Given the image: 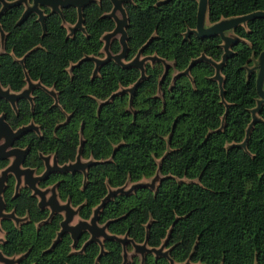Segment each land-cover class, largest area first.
Returning a JSON list of instances; mask_svg holds the SVG:
<instances>
[{"label":"trees","instance_id":"1","mask_svg":"<svg viewBox=\"0 0 264 264\" xmlns=\"http://www.w3.org/2000/svg\"><path fill=\"white\" fill-rule=\"evenodd\" d=\"M109 7V0L88 3L82 10L84 31L68 36L55 13L45 15L43 32L32 12L14 23L21 5L0 15L5 32L0 84L19 90L26 73L55 91L54 98L42 87H34L31 106L21 97L15 113L0 99V111L11 127L27 121L38 126V133L31 130L14 141L29 146L24 164L40 171L39 152L54 153L59 164L73 160L81 141L80 156L93 160L84 177L79 170L51 172L39 183L56 180L58 196L77 205L81 218L89 216L108 186L136 181L157 169L161 177L154 189L138 186L103 203L98 221L108 219V232L126 233L135 242L145 239L147 246L164 241L173 262L264 264V101L245 147L236 144L244 136L249 108L257 97L255 68L247 72V67L264 49V17L233 29L242 39L231 46V55L220 68L225 106L210 63L197 60L189 76L179 73L172 78L173 71L182 70L201 52L213 60H219L222 53L217 34L188 33L183 38L186 28L194 27L196 0L125 2L124 59L146 42L141 54H156L171 62L163 73L160 60L146 61L144 76L128 104L126 91L108 96L131 84L139 75L138 68L122 67L109 59L92 74L94 62L82 58L99 55V35L113 25L110 18L101 16ZM256 9L264 10V0H207L206 18L213 22ZM62 15L67 22L76 16L71 6L63 8ZM109 49L112 53L119 50L116 38L111 39ZM3 163L0 160V166ZM11 185L9 177L3 191L6 209L13 208L26 219L17 226L9 218L1 220L5 234L0 250L6 255L24 252L16 264H169L166 257L151 252L142 258L132 254L121 263L122 246L112 238L102 240L101 253L95 241L78 251L88 237L86 231L73 246L64 232L49 247L60 214L42 221L47 209L36 205L27 188L10 198Z\"/></svg>","mask_w":264,"mask_h":264},{"label":"water","instance_id":"2","mask_svg":"<svg viewBox=\"0 0 264 264\" xmlns=\"http://www.w3.org/2000/svg\"><path fill=\"white\" fill-rule=\"evenodd\" d=\"M24 0H0V14L2 11L13 5L17 4ZM88 0H32L30 5H26L23 9L21 15L17 19L16 23H19L23 20L25 15L29 11H34L37 14L36 19L41 24V28L43 31V17L44 14L42 13L41 9L38 8L37 3L47 5L51 8V11H56L60 14L59 6H67L73 5L76 7L77 10V17L75 22L67 26L68 34L72 33L74 29H79L83 31L82 26V17H81V7L87 2ZM112 3V7L110 11L107 13V16L111 17L114 26L111 30L104 32L101 36H99V40L102 41V46L99 48V52H103V56L97 55H83L82 58H89L94 62L92 68V74L96 73L98 66L111 59L116 64L125 67V66H134L138 68L139 75L138 77L129 85L124 87H119L117 90L112 92L108 97H111L114 93H120L122 91H126L128 93V104H130L131 95L141 78L144 76V63L146 61L153 62L154 60H160L163 63V73L167 69L168 65H171L170 61H167L156 54H141V49L146 42H144L139 48H137L136 52L133 54L131 58L125 60V55L127 51V44H126V25H127V15L125 9L123 7V2H130L131 0H110ZM164 1V0H161ZM206 8H207V0H196V11H195V23L194 27L186 28L183 32V38L187 36L188 33H194L196 36H210L217 34L220 39V46L222 48V53L220 55L219 60H213L210 57L206 56L204 53H200L196 57H193L189 60L188 64L180 71H173L172 78L179 73L185 74L189 76V68L190 66L197 60H204L210 63L213 66L214 72L212 74V78L216 80L218 86V93L220 96V100L225 104L222 98V75L220 73V68L224 64V61L227 57L231 55L232 49L231 46L237 42V40L242 39L238 37L233 31L234 27L237 25H241L245 27V22L249 19L255 17H264V10L256 9L242 14L231 15L227 17H220L219 19L208 22L206 18ZM4 37V33L0 28V44H2V40ZM116 38L119 44V50L115 53H112L109 49V43L112 38ZM1 50V47H0ZM80 58V59H82ZM79 59V60H80ZM77 60L75 63H77ZM18 61L22 63V58H19ZM254 63L252 66L247 67V72L251 68H255V77H254V87L256 92V99L255 105L249 108L250 112V120L248 121L244 136L241 141L237 142L236 144L245 147V141L247 139L249 130L252 124L259 119L257 115V111L260 107V104L264 101V49L260 50L254 59ZM169 62V63H168ZM70 67V66H69ZM162 73V75H163ZM24 79L26 81L25 85L18 91H12L9 87L0 86V97L8 100L12 108L14 107V103L18 97H24L29 101L31 106V90L36 87L40 86L44 90L48 92L49 95L55 98V91L52 88H47L41 85V83L37 81H32L29 79L28 75L24 73ZM26 130H33L38 133V126L29 121L24 125H20L14 129H12L7 122L3 118V114H0V158L9 157L10 162L0 169V218L6 217L12 220L14 226H17L21 221L26 219V216L18 217L14 214L13 210L5 211L4 210V202L2 199V190L4 185V180L6 174L8 172L12 173L15 177L14 183V193L16 194L17 189L20 185H26L30 191L31 195L35 196L36 198V205L39 208H46L48 213L47 216L42 220H48L53 214L58 213L61 216V219L58 222V229L55 232V236L51 240L50 246L51 247L60 237V235L64 232L68 233L71 243L70 245L73 246L80 234L83 231H86L88 237L82 242L81 246L78 248V251L84 247V245L89 241H95L99 246V253L103 251L102 247V240L107 238H112L117 240L121 246V256L122 262L128 260L125 259V252L124 246L126 243L132 245L133 249L138 252L140 255L139 257L142 258L145 252H151L154 255H162L168 259L169 264H189V260L185 259L182 262H173L172 259L167 254V248L164 247V241H162L158 246H147L145 239L141 242H135L130 237L126 235V233L117 235L110 233L106 230V224L108 219L104 222L98 221V213L100 208L102 207L103 203L107 200L115 196L119 193H128L132 189L138 186L148 187L150 189H154L156 183L160 179L161 175L159 174L158 170L156 169L153 173V178L150 183L140 182L138 180L133 181L128 187H124L126 180L124 183L114 187H107L106 192L104 195L99 199V202L96 203L92 208L91 212L88 217L81 218L77 214L78 206H73L69 202L68 198L60 199L58 197V193L56 190L57 181L46 185L45 187H39L38 182L47 178L48 174L51 172L56 173H64V172H73L75 170H79L82 172L83 177L85 175V170L87 166L93 161L92 158H82L80 156V146L81 141L77 146V150L73 160L57 163L54 153H38V156L43 160V170L39 173L34 172V168L32 167H21V163L23 158L27 152L28 147L24 146L23 148L11 146L13 139L18 137ZM158 160V159H157ZM156 181L154 180L155 177ZM142 178V177H141ZM77 217L75 221L73 218ZM0 232H2L0 228ZM4 238L0 235V243L3 242ZM24 255V252L6 255L3 254L0 250V262L1 264H16L20 257ZM195 264H197L195 262Z\"/></svg>","mask_w":264,"mask_h":264},{"label":"flooded vegetation","instance_id":"3","mask_svg":"<svg viewBox=\"0 0 264 264\" xmlns=\"http://www.w3.org/2000/svg\"><path fill=\"white\" fill-rule=\"evenodd\" d=\"M7 1H12V0H7ZM90 2H94V3H96V4H99V2H100V0H88L82 7H81V17H82V21H83V8L88 4V3H90ZM109 2H110V7H109V9L108 10H106V11H103L102 13H101V16H106V17H108V18H110L111 20H112V18L111 17H109V16H107V13L110 11V9H111V7H112V3H111V1L109 0ZM32 3V0H24V1H21V2H19V3H17V4H13V5H11V6H14V5H21V12H20V14H19V16L21 15V13H22V11H23V9L25 8V6L26 5H30ZM124 3L125 2H123V7H124ZM0 5H1V3H0ZM11 6H9V7H11ZM37 6H38V8L39 9H41V11H42V13L44 14V17H43V21H44V18H45V15L47 14V13H55V14H57L58 15V17L60 18V24L65 28V35H67V32H68V28H66V25L67 26H70V25H72L74 22H75V20H76V17H77V10H76V7L75 6H73V5H67V6H59V11H60V14L58 13V12H56V11H51V8L49 7V6H47V5H44V4H40V3H37ZM68 6H71V7H73L74 8V11H75V20L73 21V22H67V21H65V19L63 18V15H62V9L63 8H66V7H68ZM9 7H7V8H9ZM7 8H5L3 11H2V13L7 9ZM45 9L47 10V11H45ZM125 9V8H124ZM30 12H32L34 15H35V20H37L36 19V17H37V14L34 12V11H29L28 13H30ZM1 13V14H2ZM27 13V14H28ZM0 14V15H1ZM26 14V15H27ZM26 15H25V17H26ZM19 16L17 17V19L19 18ZM24 17V18H25ZM23 18V19H24ZM17 19L15 20V24H19V23H16V21H17ZM23 21V20H22ZM21 21V22H22ZM38 21V20H37ZM39 22V21H38ZM112 22H113V20H112ZM40 26H41V24H40ZM82 26H83V23H82ZM113 26H114V22H113V25H112V27H111V29L113 28ZM0 28H1V26H0ZM42 29V28H41ZM111 29H109V30H111ZM1 30L3 31V33H5L4 32V30L1 28ZM76 30H79V29H74L73 30V32L72 33H70V34H68V35H71V34H73L74 33V31H76ZM109 30H105V31H103L99 36H101L104 32H106V31H109ZM43 31H44V24H43ZM42 31V32H43ZM81 31V30H80ZM83 31H84V28H83ZM115 38V37H114ZM101 46H102V41H101V44H100V47L99 48H101ZM0 47L2 48V44H0ZM136 52V51H135ZM97 56H101L100 55V53H99V55H97ZM25 75V74H24ZM27 75V74H26ZM29 77V76H28ZM29 79H31V78H29ZM32 81H37L38 79H36V80H33V79H31ZM24 81H25V79H24ZM39 81V80H38ZM40 82V81H39ZM25 83H26V81L24 82V85H25ZM23 85V86H24ZM0 86H2V87H5V86H3V85H1L0 84ZM22 86V87H23ZM21 87V88H22ZM20 88V89H21ZM10 89V88H9ZM19 89V90H20ZM11 90V89H10ZM12 91H14V90H12ZM16 91H18V90H16ZM31 94V93H30ZM19 98H21V97H18L17 99H16V101H15V103H14V107L15 108H12V106L10 105V103L8 102V100H6V99H4L3 97H0V99L1 100H4L5 102H7L8 103V105H9V107L11 108V110L15 113L16 111H17V107H16V102H17V100L19 99ZM24 98V97H23ZM26 99V98H25ZM27 100V99H26ZM28 101V100H27ZM29 102V101H28ZM3 114V118H4V120L6 121V119H5V113L3 112V111H0V114ZM7 122V121H6ZM29 121H27V122H25V123H23V124H20V125H24V124H26V123H28ZM7 124L9 125V123L7 122ZM20 125H18V126H20ZM10 126V125H9ZM18 126H16V127H18ZM11 127V126H10ZM16 127H11L12 129H14V128H16ZM28 131H31V130H26V131H24L22 134H20L18 137H16L15 139H13V141H12V144H11V146H16V147H20V148H23L24 146H27L28 147V149H27V152L29 151V146H28V144H24V145H21V146H18V145H15L14 144V141L17 139V138H19L20 136H22L25 132H28ZM27 152H26V154H27ZM26 154H25V156H26ZM43 154H45V153H43ZM25 156H24V158H23V161H22V163H21V167H32V168H34V172L35 173H39V172H41L42 170H43V160L39 157V159L41 160V165H42V167H41V169H40V171H36V169H35V167H33V166H28V165H25L24 164V159H25ZM0 160H3L4 161V163L0 166V169H2L3 167H5L9 162H10V158L9 157H5V158H0ZM11 178L12 179V188H11V194H10V198H14L17 194H18V192H19V190L21 189V188H27L28 190H29V194H31V191H30V189L26 186V185H20L19 187H18V189H17V192H16V194L15 195H13V193H14V183H15V177H14V175L12 174V173H10V172H8L7 174H6V177H5V180H4V185H3V190H2V199H3V202H4V210L5 211H9V210H13V212H14V209L13 208H9V209H6V204H5V201H4V198H3V191H4V189H5V187H6V185H7V180H8V178ZM48 177V176H47ZM47 179V178H46ZM46 179H44V180H46ZM44 180H41V181H44ZM41 181H39L38 182V186L39 187H45L46 185H49V184H51V183H53L54 181H52V182H48V183H45V184H42V185H40L39 183L41 182ZM56 181V180H55ZM59 197V196H58ZM60 198V197H59ZM61 199V198H60ZM14 214H15V212H14ZM16 215V214H15ZM16 216H18V217H22V216H24V215H16ZM3 219H6V217H3V218H0V228H1V230H2V233H1V235H2V237L4 238V234H5V232H4V229L2 228V226H1V220H3ZM61 219V218H60ZM59 219V220H60ZM10 221L12 222V220L10 219ZM12 225L14 226V224H13V222H12Z\"/></svg>","mask_w":264,"mask_h":264},{"label":"rangeland","instance_id":"4","mask_svg":"<svg viewBox=\"0 0 264 264\" xmlns=\"http://www.w3.org/2000/svg\"><path fill=\"white\" fill-rule=\"evenodd\" d=\"M100 55L101 56H103L104 55V53L101 51L100 52ZM100 56V57H101ZM169 63V62H168ZM153 175V174H152ZM152 175H150V176H147V177H142V178H140V179H138V181H140V182H146V183H150L151 181H152V178H153V176ZM155 177V176H154ZM156 178H158L157 176L155 177V181H156ZM133 181H126V183L124 184V187L126 188V187H128L131 183H132ZM77 219V217H74L73 218V221H75ZM1 233L2 232H0V235H1ZM124 252H125V259H128L129 257H130V255H132V254H136V255H138V256H140L139 254H138V252H136L134 249H133V247H132V245L131 244H129V247L127 248L126 246H124V250H123ZM189 262V264H195V262H191V261H188ZM0 264H1V262H0Z\"/></svg>","mask_w":264,"mask_h":264}]
</instances>
